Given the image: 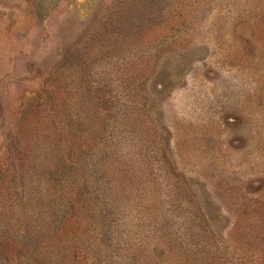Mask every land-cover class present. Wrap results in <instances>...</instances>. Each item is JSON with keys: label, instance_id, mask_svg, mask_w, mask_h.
<instances>
[{"label": "rangeland", "instance_id": "374dc122", "mask_svg": "<svg viewBox=\"0 0 264 264\" xmlns=\"http://www.w3.org/2000/svg\"><path fill=\"white\" fill-rule=\"evenodd\" d=\"M0 264H264V0H0Z\"/></svg>", "mask_w": 264, "mask_h": 264}]
</instances>
